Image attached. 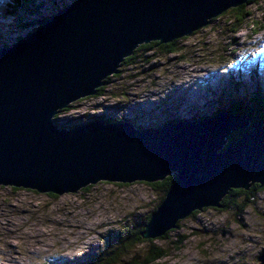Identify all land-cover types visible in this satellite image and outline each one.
Segmentation results:
<instances>
[{"label": "water", "instance_id": "1", "mask_svg": "<svg viewBox=\"0 0 264 264\" xmlns=\"http://www.w3.org/2000/svg\"><path fill=\"white\" fill-rule=\"evenodd\" d=\"M249 0H75L27 38L0 49V185L63 195L100 181L176 179L143 236L195 211L223 207L233 189L264 186V118L218 112L137 127L55 116L92 96L142 44L188 37ZM252 124V129H248ZM244 131L238 140L230 135ZM264 264V251L257 256Z\"/></svg>", "mask_w": 264, "mask_h": 264}, {"label": "rangeland", "instance_id": "2", "mask_svg": "<svg viewBox=\"0 0 264 264\" xmlns=\"http://www.w3.org/2000/svg\"><path fill=\"white\" fill-rule=\"evenodd\" d=\"M12 1L0 0V49L39 28L21 26L9 12ZM74 1L37 0L43 3L41 14L26 20L33 23ZM242 11H251L250 22L236 31L231 18ZM178 45L176 53L158 47L141 50L137 61L108 77L112 81L103 95L74 101L69 111L59 112V124L66 128L110 118L156 127L210 117L259 87L264 90V0L229 9L210 25L180 38ZM248 190L257 192L243 212L238 206L203 209L181 220L179 228L169 231V239L155 240L169 255L153 264H260L264 186L255 183ZM162 193L144 181H100L55 196L0 185V264H89L121 246L112 239L115 233L135 231ZM179 239L184 242L177 249L174 242ZM148 249V244L138 245L118 264H129L133 255H145ZM63 251L73 252V259Z\"/></svg>", "mask_w": 264, "mask_h": 264}, {"label": "trees", "instance_id": "3", "mask_svg": "<svg viewBox=\"0 0 264 264\" xmlns=\"http://www.w3.org/2000/svg\"><path fill=\"white\" fill-rule=\"evenodd\" d=\"M258 0H249L247 4H243L239 7L232 8V11L240 10L243 7H246L250 4L257 3ZM37 0H13L8 3V5L12 8V10H9L10 14L15 16L21 26H24V28L32 27L34 25H38L39 27L43 25L46 21H48L51 17H53L59 10L55 9L52 10L51 15L46 16L43 18H39L38 20H35L33 23L29 20H26V18L29 15H36L40 13L43 3L36 4ZM27 9V11L25 10ZM26 12H25V11ZM23 11V13H22ZM21 12V13H20ZM227 12V11H226ZM225 13V12H224ZM41 14V13H40ZM252 15L251 11H242V13L236 14L235 17H232V25L233 28H235L236 31L242 30L244 26L250 22L249 18ZM216 19V18H215ZM213 19V21L215 20ZM255 23V21H253ZM33 33V32H31ZM31 33L28 34L31 35ZM23 37L19 38V41H22ZM179 39H176L174 41L168 42V43H160L159 41H153L151 43L142 44L140 45L135 52L125 58L124 62L122 63L121 67L119 68V72L122 70V67L130 66L133 62L137 61L138 56H142L141 54H138L143 49L151 50L155 47H158L160 49H164L167 53H176L179 51V45H178ZM5 47L10 46L5 44ZM118 72V74H119ZM112 77L108 78L106 81L107 84H110ZM107 88V85L98 88L97 93L95 94L97 97L100 95H103L105 90ZM92 97L86 98L90 99ZM85 100V99H83ZM229 109L221 110V111H228L231 114L239 115V114H245L247 117L251 119V123H253L257 119L264 118V90H262V87L258 88L255 94H249L246 97L238 98L236 101L231 102L229 105ZM71 109V106L69 108L63 109L62 112L69 111ZM218 111V112H221ZM58 117H55L54 120L56 121ZM101 118H103L101 116ZM108 123H115L120 122L117 121V119H106ZM139 127V126H137ZM248 129H252V124H250ZM244 131L238 130L236 132H233L230 135V141L238 140L243 135ZM176 179V174L170 175L163 181H157L153 183H148V185L154 187V189H159L163 193L161 194L160 201L158 202L157 206L154 208L153 211H155L160 204V202L165 198L166 193L170 190L172 187L174 181ZM256 187V186H255ZM86 188V187H85ZM83 188V189H85ZM261 189L260 187H256V189ZM257 189V190H258ZM255 190V189H254ZM257 191L250 192V190L245 189H239V190H231L230 194L226 196V198L222 201L223 207L219 208L220 210H227L233 206H238L239 211L243 212L250 204L251 198L255 195ZM50 195L55 196V194L51 193ZM209 208H206L204 210H207ZM153 211L146 217L145 221L141 223L139 227H135L136 230H128L126 233H120L113 236V240L121 246L112 247L110 250H108L106 253L104 252L103 255L100 258H95L90 262L89 264H118L122 258V256L127 253L128 250H132L134 247L138 245H149V249L146 251L145 255L142 256H135L133 255L132 258L128 262L129 264H153L169 255V251L163 247L157 246L154 241L161 239V240H167L169 239L168 234L169 231L161 237L157 238H146L143 236V232L146 230L147 224L149 223ZM200 211H195L192 215H196ZM181 224V221L178 223V226L176 228H179ZM171 231V230H170ZM172 231H175V229H172ZM114 242V243H115ZM184 242L183 239H179L178 241H175V248L179 249L182 246V243ZM82 257V256H81ZM103 261V262H101Z\"/></svg>", "mask_w": 264, "mask_h": 264}, {"label": "bare ground", "instance_id": "4", "mask_svg": "<svg viewBox=\"0 0 264 264\" xmlns=\"http://www.w3.org/2000/svg\"><path fill=\"white\" fill-rule=\"evenodd\" d=\"M106 84H107V82H106ZM106 84H105V85H106ZM105 85H104V86H105ZM102 87H103V86H102ZM93 96H94V95H93ZM70 106H71V105H70ZM70 106H69V107H70ZM69 107H66V108H69ZM66 108H64V109H66ZM62 110H63V109H62ZM127 119H128V118H127ZM62 253H64L66 256H68V259H73L72 257H70V255L73 254V252L70 253V252H67V251H63ZM80 258H81V257H80ZM80 258L78 257V259H80ZM78 259H77V260H78ZM77 260H76V261H77ZM10 264H11V263H10Z\"/></svg>", "mask_w": 264, "mask_h": 264}, {"label": "clouds", "instance_id": "5", "mask_svg": "<svg viewBox=\"0 0 264 264\" xmlns=\"http://www.w3.org/2000/svg\"><path fill=\"white\" fill-rule=\"evenodd\" d=\"M79 125H81V124H79Z\"/></svg>", "mask_w": 264, "mask_h": 264}, {"label": "flooded vegetation", "instance_id": "6", "mask_svg": "<svg viewBox=\"0 0 264 264\" xmlns=\"http://www.w3.org/2000/svg\"><path fill=\"white\" fill-rule=\"evenodd\" d=\"M107 85V84H106Z\"/></svg>", "mask_w": 264, "mask_h": 264}]
</instances>
